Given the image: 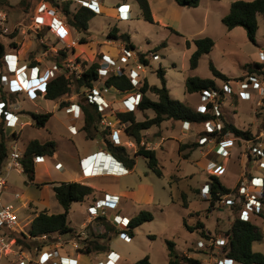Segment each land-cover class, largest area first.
Wrapping results in <instances>:
<instances>
[{"label":"rangeland","instance_id":"374dc122","mask_svg":"<svg viewBox=\"0 0 264 264\" xmlns=\"http://www.w3.org/2000/svg\"><path fill=\"white\" fill-rule=\"evenodd\" d=\"M42 1L49 3V0H0V8L8 14L6 25L9 27V33L0 35V41L5 43L6 48L12 46V43L23 46L22 55L25 58L32 61L39 58L41 59L40 62L50 67L58 59L57 50L63 48L65 43L61 42L59 37L54 32H50L45 25H41L37 31L32 28L33 15L40 8ZM105 1L110 6L118 3H121L118 8L124 6V0ZM232 1L201 0L197 7L179 6L177 4H175V7H171L174 0H162L161 2L159 0H149L151 11L155 12V21L150 22L144 18L137 0H130L129 2L134 4V14L131 19L120 20L112 18L111 14L107 16L97 14L89 22V31L86 35L88 39L85 42H80L83 33H78L70 26L71 36L67 35L64 40L70 42V40L75 39L76 44L67 48L68 56L65 59L61 58L60 64L65 69L64 62L68 61V57L80 60L79 68H82L83 61L87 63L101 61L99 57L102 53L98 52L99 47L93 41L100 40L102 42L107 39L108 27L116 25L121 31L129 33L131 41L137 49L135 54L138 57L140 53H147L149 66L139 69L142 81L147 77L151 85H161V79L157 72L161 66L165 70L166 86L171 96L185 102L194 109H202L200 94L198 92H186L187 77H213L210 68V62H212L216 68L231 78H238L243 76L247 63L260 60L258 52L261 48H264V13L258 16L259 28L255 35V42L249 38L245 28L236 26L229 30L223 24L222 17L229 11ZM80 5L83 4L75 0L70 4V8L75 11ZM48 8L49 11L54 13L55 9L49 6ZM160 8H162L161 12L159 11ZM59 10L60 15L66 21V16L62 14L61 9ZM157 12L161 14H156ZM47 21H49V14H41L39 22L46 23ZM61 32L63 31L61 30ZM203 36L212 37L216 43L210 52L200 58L198 66L191 69L190 56L195 49L193 39ZM187 41L190 42V45H187ZM107 43L114 44L113 51H117V48L124 46V42L121 41L120 43L111 39ZM52 47H56V50ZM122 54L123 52L119 49L117 64L125 66L123 67L124 71L129 73L130 67L135 65L134 58L127 60ZM217 80L218 84L221 85V80ZM237 82H232L234 85L233 93L219 96L223 116L238 127L252 130L257 134L256 139L247 142L243 138L234 136L230 139L231 143H228L234 145L235 155L231 158L229 166L225 170L226 173L221 180L224 185L235 190V192L233 191L234 197L232 196L235 202L229 204L219 199L213 205L210 204L208 186L206 190V181L209 180L208 171L212 174H218L222 172L223 167L217 162L218 160H215V165H211L214 162H209V159L214 160L213 158H215L212 151L213 144L220 141L214 138L213 141L201 143L200 139L206 137L202 135V124H182L178 121L169 120L163 126L150 128V133H144L143 135L145 144L150 146L148 148L157 146V156L163 175L158 176L154 173L148 166L146 159L139 155L136 158L133 172L109 179V182L121 191H130L131 189L137 191L139 184H144L147 186V192L138 191L137 197L139 200L136 201L137 203L131 198L122 197L116 209L106 210L107 216L119 213V215L127 214L132 217L141 210H148L153 215L152 220L146 221L136 228L133 237H128L124 232L116 233L112 231L110 239H99L106 244L109 242L111 249L122 254V261H118L117 264H133L145 255H149L151 261L155 264H168L170 257L168 240L175 243L177 252L195 257L201 260L202 264H238L224 257L223 245L219 244L217 239L224 237L236 214L241 213L245 208L244 200L247 198L244 194L240 195L239 192L242 185H247L250 193L258 192L255 194L259 195L260 198L264 195V186L254 187L250 184L251 178L256 176L255 173H261L258 169L260 164L254 153H252V147L259 146V143L264 145V96L261 99L259 92L254 91L252 99H243ZM37 84L38 86L32 89L34 92L31 90V94L29 92L30 95H28L34 97L35 101L27 99L25 93L22 92H17L18 94L10 100L12 102L17 99V102L23 108V113L26 114L23 121L27 122L26 120H29L23 127H21L19 121L15 123V128L19 133L17 143L24 150L32 139L55 142V156L46 157L45 163L37 167L38 174L36 173V181L47 180L51 185H54L67 177L54 166L57 157L70 160L71 157L76 155L78 147L80 149L88 145L94 147L98 142L97 139L99 140L101 136L93 140L91 138L86 139L82 133H78V135L76 133L75 136L67 128V123L71 121L65 113L68 105L62 106L61 102H76L80 94L89 92L88 88H78L77 84L74 83L69 94L56 100H44L42 98L44 93L43 83ZM95 85L99 86V83L96 82ZM110 93L118 97L123 96V93L112 89H110ZM73 98L75 99L73 100ZM83 99L87 100V97L83 96ZM113 106L112 114L118 112L119 109L117 102H114ZM45 111H53L54 114L45 126H36L30 112ZM145 115L152 116L153 112L150 110L144 112L136 110V117L139 120L144 119ZM81 116L83 115L81 114ZM11 128V126H7L5 130L8 145L14 142ZM163 137L164 139H162ZM193 142H198L199 146L195 149L186 147L183 151H179L180 143L191 144ZM186 154L188 156L184 158ZM250 172H253V175ZM262 182H264V178ZM7 183L9 190L24 193L26 201H32L39 210L47 209L49 212L63 210L52 187L30 183L24 173L19 174L16 171H11L7 176ZM261 191H263V195H261ZM148 194H150V198ZM183 194L186 196L187 205H185ZM90 200L92 199L72 204L68 219L75 230H80L81 223L88 215L87 207L92 202ZM3 201L4 203L13 204L19 222L24 225L27 231L30 221L34 217V207H29L28 204L23 206L19 198H15L6 192L3 195ZM262 213H264V204L256 207L253 212L254 215H261ZM185 218L191 226H194L198 220L203 221L206 231H209L213 239H206L197 229L190 230L187 228L184 224ZM104 228L102 220L87 223L86 228H84L86 232L85 236L83 235L84 238H80L76 233L72 236V239L74 238L81 243V241L83 242L82 239L95 238L93 236L102 233ZM116 229L120 231L121 228L119 229L116 226ZM262 232L264 235V229ZM64 236L68 238V234ZM81 245L76 250L80 247L83 248L82 243ZM70 247H72L71 244ZM12 248L18 250V246L15 244ZM254 248L255 251L264 253V236L261 241L255 242ZM108 252L107 250L88 254L83 253L85 254L83 256L84 262L85 264H95L99 261L107 263ZM29 256L38 258L35 252H29ZM13 258L14 255H1L0 264H16L15 261H12ZM214 258L216 259L214 260Z\"/></svg>","mask_w":264,"mask_h":264},{"label":"trees","instance_id":"16d2710c","mask_svg":"<svg viewBox=\"0 0 264 264\" xmlns=\"http://www.w3.org/2000/svg\"><path fill=\"white\" fill-rule=\"evenodd\" d=\"M23 1V0H21ZM52 1V0H50ZM144 18L150 22H154L153 14L151 11L149 0H137ZM179 6L197 7L200 4V0H174ZM72 1L66 2H53L58 9H61L67 18V23L73 29L79 33H83L80 38V42L87 41L86 35L89 31V21L97 14V12L91 7L80 5L75 11L71 10L70 4ZM264 13V0H233L230 3L229 11L223 15L222 22L227 29H232L236 26H241L246 29L249 38L255 42V35L259 28L258 16ZM109 39L119 40L124 42L127 48L136 50L134 44L131 41L130 35L127 32H120L117 26H113L107 33ZM195 49L190 56V67L195 69L200 58L211 51L216 41L210 36L197 37L193 39ZM12 47H17L15 43L11 44ZM187 45L190 42L187 41ZM6 51V45L0 41V70L3 71L2 57ZM139 52V51H138ZM58 59L55 62L60 64V59H65L68 56V52L64 48L57 50ZM147 53H140L139 59L141 62L148 64L149 60L146 58ZM32 64H38L37 60L31 62ZM100 61H92L87 63L83 61L82 73L80 77H77L75 73L66 75L65 73H59L56 76L50 78L44 85V97L50 100H56L69 94L72 91V85L77 84L78 88H92L101 76L98 68ZM210 68L213 77H198L189 76L186 78L185 89L188 93L198 92L199 94L204 91L217 90L220 96H225L224 84L228 82H234L243 80L247 75L252 72L264 75V61H252L246 64V69L243 76L238 78H231L227 74L220 71L215 65L210 62ZM158 75L161 79V85H151L147 78L143 81V85L138 89L141 93V100L135 110H122L115 112V118L125 123V130L129 138L136 144V152L130 154L125 146L115 145L113 140L108 137H103L104 145L109 149L117 158L122 160L128 168H132L135 165V157L138 155L143 156L150 169L158 176L163 175L161 166L159 165V159L157 151L154 148H148L143 142L144 132L149 130L153 126H161L162 123L174 120L183 123L190 124H204L206 121L217 120L221 124L220 128H217L213 132L202 131V135L207 137H213L217 141H222L226 134H232L235 137L251 140L256 137L255 132L249 129H242L235 125L232 121L224 118L222 108L220 115L216 116L213 111L212 103L207 104L206 109H194L185 102L174 99L168 87L166 86L165 70L160 66L158 68ZM221 80L222 84H218V80ZM105 85L108 87H115L121 91H130L136 89L126 74L113 73L105 79ZM18 93L4 91L3 98L6 103V108L10 100H12ZM86 94H80L78 100L75 102L79 105L84 115V122L82 129L85 131L87 138H95L97 135L104 134L106 129H102L100 119L102 117L101 111L98 110L95 102L89 98L82 101V97ZM218 100H220L218 98ZM72 102L62 101L61 105H69ZM136 110L140 112L152 111L153 115H145L144 119L139 120L136 117ZM34 120V123L38 127L45 126L46 122L53 115V111L45 112H30ZM6 122L3 119L0 120V168L5 166L7 157L9 155L8 140L5 136ZM15 132L12 133V136ZM256 139V138H255ZM199 146L198 142L180 143L179 151H183L186 147H192L195 149ZM56 152L55 142L52 140L40 141L39 139H32L26 145L23 150L21 162L23 165V173L26 175L28 181H33L35 178V157L36 156H52ZM187 154L184 158H187ZM208 192L210 193V204L213 205L215 201H218L222 196L233 193L235 190L227 187L223 184L219 175L208 173ZM53 191L59 204L63 210L61 212H49L47 209L40 210L33 218L27 233L11 231L10 236L15 238L17 244H20L22 248L30 250L36 246L41 247L42 242L33 237H39L43 234H49L51 236L55 234H74L75 229L70 225L68 215L73 202H79L84 200L87 196L93 194L95 189L80 181H60L53 185ZM183 196H185L183 194ZM185 205L186 196L184 198ZM261 203L264 204V195L260 198ZM264 216V214H261ZM153 215L148 210H141L136 215L130 218L129 227L126 230H117L116 227L111 224L106 218H100L96 221L104 222V231L100 234H96L95 238L82 239L83 248H79L81 253H91L100 251H110L109 242H101L103 239H110L111 232L116 233L124 232L128 237L135 236V229L146 221L152 220ZM184 224L190 230H199L200 234L206 239L211 238L209 231H206L203 221L198 220L194 226H191L186 218ZM101 239V240H99ZM222 243V251L224 257L231 259L241 264H264V253L261 251H255L252 247L255 241H261L263 239V232L256 225L251 218L245 220L242 219L239 214L234 217L230 228L225 232ZM169 248V261L168 264H202L201 260L189 256L184 253L177 252L175 243L168 240ZM133 264H155L151 261L149 255L138 259Z\"/></svg>","mask_w":264,"mask_h":264},{"label":"built area","instance_id":"2783aa9c","mask_svg":"<svg viewBox=\"0 0 264 264\" xmlns=\"http://www.w3.org/2000/svg\"><path fill=\"white\" fill-rule=\"evenodd\" d=\"M66 1H72L74 2L75 0H52L47 2L42 1V4L38 10H36V13L33 15V25L32 28L34 30H38L41 25H45V27L50 30L51 32H54L60 39L61 42L65 43V46H63L64 49L67 50L68 47L71 45L76 44V40L72 39L70 42H66L64 38L66 37L69 28L67 26L68 23L62 19L60 16H58L61 12L54 5L53 2H66ZM80 3H82L85 6L91 7L94 9L96 12L99 11L98 3L99 0H77ZM71 2V3H72ZM53 5H52V4ZM55 9L54 13L49 11L50 9L48 8ZM126 12H129V10H120V15L123 18L128 19L129 15L125 14ZM48 13L49 14V21L42 22L40 23V18L41 14ZM64 15V13H62ZM65 16V15H64ZM39 20V21H38ZM8 21V14L5 10L0 9V35L3 33H9V27L6 25ZM61 30L63 32H61ZM12 47V46H10ZM16 48V47H13ZM55 49V47H52ZM56 50V49H55ZM120 50L123 52L124 58H127L129 60L130 58H134L135 65L131 66L129 69V73L125 72L123 67L125 66H119L117 64L118 59H114L111 57H108L105 54H102L101 56V61H100V66L98 68L99 74L101 76L99 82V86L94 85L92 88H89V92L86 93V97L89 98L91 101L95 102L97 105V108L99 111L102 113V117L100 119V124L105 127V128H110V136L111 139L113 140V143L116 145H122L125 147H135L136 144L130 139V141L126 140H121V137L119 136V131L121 130L120 127V120L117 118H110L108 112L110 109V105L107 102H104L102 97H101V92L107 91L108 86L105 85V79L113 74H126V76L130 79V81L133 83L134 87L136 89H139L143 84H141L142 78L140 77L139 69L145 68L149 66L148 64H145L140 61L139 57L137 54H135L137 51L127 48L125 45L120 48ZM260 56L259 61H264V48H261L260 51L258 52ZM156 54L154 55V57ZM146 58L148 59L147 55ZM3 62V67L4 70H0V120L4 118L6 122V128L7 126L12 127V133L15 132L17 133V130L15 128V123L17 121H21L20 115L17 110V105L13 103H9L8 107L6 108V103L3 98V93L4 91H10V92H17L18 90H14L15 88H21L26 91H30V89L35 88L38 86L37 83H43V89L45 83L52 77L56 76L59 73H65L68 75V73H75L77 77L81 76L82 73V68H79V61L75 58H67L68 61L64 62V66L66 68H63V65H58L57 63H53L48 69H46L42 74L40 73V68L37 65H28V64H23L19 65V57L15 52H6L4 53L3 57L1 58ZM30 70L29 75H27V70ZM8 73H13L15 74V78L17 81L18 86H14L15 88H11V81L8 77ZM103 78V79H102ZM103 81V82H102ZM236 82V81H235ZM238 85L240 86V91L242 92V98L245 100H250L252 99V94L254 91H258L259 94L261 95V99L264 96V75L263 74H257L256 72H252L249 75H247L243 80H238ZM232 82H228L224 84V90H225V96L230 95L231 93L234 92V87H233ZM8 88V89H7ZM34 92V90H32ZM138 99L134 101L133 103H130L129 100L130 98H127L124 100V103L126 104L125 109L126 111L128 110H135L137 108V105L139 104L141 100V93L138 91ZM220 94L217 90L213 89L210 91H204L203 93L200 94V100L202 102V109L205 110L207 104L212 103L213 105V111L215 112L216 116L220 115L221 111V101L218 100ZM75 98H73L74 100ZM76 108L80 109L79 105L76 104L75 102L70 103L66 107V111L68 113H71V111H75L76 113ZM14 109V110H12ZM124 109V110H125ZM111 110V109H110ZM76 117L73 115L72 119H75ZM221 124L217 120H210L206 121L203 124L204 130L207 132H213L217 128H220ZM68 129L71 132L77 131V127L73 122H71L68 126ZM213 137H204L200 139L199 141L201 143H205L208 141H213ZM242 140V139H241ZM246 140V139H245ZM248 140H246L247 142ZM218 147L216 148V152L218 154H221L223 156H227L229 154V151L221 144L218 143ZM259 146H254L252 147V153H254L255 157L257 158L259 164L261 166H264V145L258 144ZM9 155L7 157L5 167L6 170L4 172L0 173V256L1 255H6V254H13L14 255V261L16 264H73L72 260L70 257L63 255L61 253V248L66 246V244L70 243L74 247H79L80 242L77 241L76 239H72L70 242L65 241L60 234H55L53 236L49 234H43L39 237H33V239H37L43 242V245L41 248H37L35 253L38 256V258H31L29 256L30 251H24L21 249V247H18V250L13 249V244L15 243V239L10 236L11 231H23L24 232V226L19 222L17 215H16V208L13 206L12 203H4L3 201V195L6 190L7 186V175L9 171L11 170H18L19 172L23 171V165L21 162V157L23 154V150L19 147L17 140L14 139V142L9 145ZM43 159V156L39 155L35 157V162L40 161ZM115 161V160H114ZM90 163V162H89ZM93 163V164H92ZM92 163L89 164L91 167H95V160L92 161ZM114 164H117L118 171L121 172H127V170L124 168L123 164L120 162H114ZM93 165V166H92ZM115 166V165H114ZM93 172V171H92ZM90 172L89 174H91ZM263 178L260 176H253L251 178L250 184L253 185L254 187L256 186H264V182H262ZM247 185H242L240 187V195L244 194L246 196V200H244V205L245 208L239 213V216L242 219H249L250 214L254 212L256 207H260L262 205L261 200L259 195L255 193H250L248 190ZM207 190V189H206ZM208 191V190H207ZM261 195H263V191L260 192ZM233 193L226 194L222 196L221 200L226 201V203L233 204L235 202V199L232 198ZM15 197H19V193H15ZM234 197V196H233ZM262 197V196H261ZM119 201V196L116 195H110V194H105L104 198L99 199L95 201L93 204L88 205L87 211L90 219L88 220L87 223H92L95 222L97 219L100 218H106L109 222H111L115 227H119L120 230H126L129 227L130 223V217H127L125 215H119V213H115L113 215V218H110L107 216V207L108 206H113L112 204L117 203ZM86 232L85 229L81 230L78 233V236L80 238H84L83 235L85 236ZM127 235V234H126ZM128 236V235H127ZM217 241L219 244L223 243L222 238H218ZM201 245L203 243L200 242ZM119 253H117L114 250H110L107 254V264H110V261L112 264H117L119 261ZM226 258V257H225ZM106 259V260H107ZM231 260V259H229ZM104 263V262H103ZM101 261L95 263V264H103Z\"/></svg>","mask_w":264,"mask_h":264},{"label":"crops","instance_id":"0c3cea01","mask_svg":"<svg viewBox=\"0 0 264 264\" xmlns=\"http://www.w3.org/2000/svg\"><path fill=\"white\" fill-rule=\"evenodd\" d=\"M129 1L130 0H124L123 1L124 6L118 8L121 3H118L117 5L110 6L109 4H106L105 3L106 2L105 0H99V3L97 4L98 7H99V11H97V14H100L101 16H107V15L111 14L112 18L114 17L116 19H120V20L122 19V20H124L126 18L121 17V15H120L119 12H120V10H129V12H126L125 14L129 15V18L128 19H131L133 17L132 15L134 14L133 13V11H134V6L133 5L134 4H132V2H129ZM161 1L162 0H159V2H161ZM175 4H176L175 1L172 2L171 7H175ZM138 6H140V5L138 4ZM161 10H162V8L159 9L160 12H161ZM141 11H142V9H141ZM152 14H153V18H154L155 12L153 11ZM156 14H161V13H158L157 12ZM162 15L163 16H166L165 14H162ZM58 16H60L62 18V16L60 14ZM62 19H64V18H62ZM67 27L69 28L70 26H67ZM111 27H113V26L108 27L107 33H108V31L110 30ZM120 32H123V31L120 30ZM107 33H106V37H107ZM67 35L71 36V30H70V28L68 30ZM67 35H66V37H67ZM108 40H110V39L107 37V39H104L102 42L100 40H97V41H93V43H96L97 46L99 47L97 49L99 53L105 54L108 57H111V58H114V59H118V50L120 49V47L116 49L117 51H113L114 50L113 49L114 44L112 45V44L107 43ZM111 40H114V39H111ZM116 41H119V40H116ZM119 42L121 43V41H119ZM22 48H23V46H17L16 48H13V47H10L9 46L8 48H6V52H15L18 55V57H19V65H23V64H28L29 66L30 65L31 66L32 65H37L40 68V71H41L40 73L41 74L46 69L49 68V67L45 66L42 62H40L41 59H39V58H36L37 61L39 62L38 64H32L31 63L32 60H30L28 58H25V56L22 55ZM55 49H56V47H55ZM102 54H101V56H102ZM101 56L99 57V60L101 59ZM26 72H27V75H29L30 70L28 69ZM8 77H9V79L11 81V83H10L11 84L10 89L11 88L14 89L15 88L14 86H18L17 81H16V78H15V74L8 73ZM110 89L116 90L118 92L123 93V96L122 97H118L115 94L110 93ZM14 90H18L17 91L18 93H20V92L25 93L26 98L29 99L30 101H35L36 100L32 96L31 97L28 96V95L31 94V90L32 89H30V91L29 90L26 91V90H23V89L17 87ZM29 92H30V94H29ZM32 94H34V93H32ZM137 94H138V89H133V90H130V91H121V90L116 89L115 87H108V90L107 91H104L103 90L101 92V97H102V99H103L104 102H107L110 105L111 110L109 109L108 114H109L110 118H113L114 119L115 118V115H114V113L112 114V110H113V107H114L113 106V103L114 102H117V104H119L118 111L124 110L125 109V106H126V104L124 103V100L131 97V99L129 100V102L130 103H133L134 101H136L138 99V95ZM42 95H43L42 98L44 100H50V99H46L44 97V93ZM42 95H40V96H42ZM82 101H84L83 97H82ZM10 103H13V104L17 105L16 106L17 107V110H15V111L19 113L20 119H21L20 125H21V127H23L25 125V123L27 124L29 122V120H26L27 122L23 121V118H25V116H26V114L23 113V111H22L23 108L17 102V99H16V101H12V102L10 101ZM12 110H14V109H12ZM25 110H28V109H25ZM65 113L68 115L69 119L71 120L69 123H67V128H68L69 124L71 122H73V121H74V123H75V125L77 127V131H75V132H71L70 130L69 131L73 135H75V136H76V133H77V135H78V133H82L86 139H90V138H87L86 137L85 131L82 129L83 122H84V115H83L82 110L76 108V113H75V111H71V113H68L67 111H65ZM53 114H54V112H53ZM81 114L83 116H81ZM73 115L76 117L75 119H72L73 118ZM164 123H162L161 126H163ZM101 127H102V129H106L105 130L106 132L101 135V137H100L99 140L97 139V137L99 135H97L95 137L98 142H97L96 145H94V147H92V146L90 147L89 145L86 146V147H83L81 149L78 147L77 148L76 155L74 157H71L72 160L71 159L70 160H67L65 158H64L65 159L64 160V159H61V158L57 157V159L54 162V166L57 167V170L61 174H65L67 176L66 179L65 180H62V181H80L82 183H85V184H88V185L92 186L95 189V191L93 192V194L87 196L84 200H86V199H92L90 201H92L94 203L95 201L104 198V195L106 193L107 194H110V195L119 196V201L117 203L112 204L113 206H108L107 207V209L112 210V209H116L117 208L118 203L121 201V198L122 197L131 198L135 202L138 201L139 200V198L137 197L138 191L139 190L140 191L143 190V192L146 193L147 192V190H146L147 186H145L144 184H139V186H138L139 189L137 191L134 190V189H131L130 191H121L119 188L115 187L113 185V183L109 182V179L111 177H119V176H122L124 174H128V173L133 172V170L135 168V165H136V162H135V165L132 168H128V166L122 160H120L119 158H117V156H115L109 149H107L105 147V145H104L103 137L106 136L109 139L111 138V136H110V128H105L102 125H101ZM120 127H121V130L119 131V136L121 137V140L130 141V138H129L128 134L126 133V130H125V123H123V122L120 121ZM156 127H158V126H156ZM144 133H146V134L147 133H150V130H147ZM18 134L19 133L17 131V133L15 135H13V138L12 139H16L17 140V138L19 136ZM122 136H123V138H122ZM225 136L226 137H224V140L220 141L219 143H221L228 151H230L229 154L227 156L218 155L216 153L215 149L218 147L219 144L218 143H215V144H213V148H212V151H213V154H214L215 158H213L214 160L209 159V162H211V163L214 162V164L212 163L211 165H215V160H218L217 162L219 164H221V166L223 167L222 172L216 174V175H219V177L221 179H222V176L226 173L225 170L228 168L231 158L235 155L234 145L233 144L232 145H229L228 144V143H231L230 139H232L234 136L232 134H226ZM93 139H91V140H93ZM162 139H164V137ZM143 142H145V138L144 137H143ZM207 144L208 145H212L210 143H207ZM158 145H160V144H158ZM147 147H150V146L147 145ZM156 147L157 146H155L153 148L156 149V151H157V148ZM227 147H230V148L228 149ZM126 149L129 151L130 154H134L136 152V146L135 147L134 146L133 147H129L128 146V147H126ZM54 156H55V153L52 156H46L45 155V156H43V159L42 160L35 162V178H34V180L32 182L29 181L30 183H37L40 186L41 185H44V186H50V187L53 188V185H51V183H49L47 180H44V181H41V182L38 181V180L36 181V173L38 174L37 167L39 165H41L42 163H45L46 157H54ZM136 158L137 157H135V160H136ZM93 160H95V162H96L94 169H93V167H91V165L89 166V164L92 163ZM114 162H120V163H122L123 166H124V168L127 170V172L118 171L117 164H114ZM222 167H220V168H222ZM258 169L261 171V173L257 172V173H255V175L264 178V166H261L260 165V167ZM5 170H6V167L5 166L3 168H0V173L1 172H4ZM11 171H16L19 174L23 173V171L19 172L18 170H11ZM11 171H9L8 175L10 174ZM90 172H92V173L89 174ZM208 173H211V172L208 171ZM250 173L252 174L253 172H250ZM220 174H222V175H220ZM208 184H209V181L207 180L206 181V189H207ZM5 192L6 193H10L14 197H15V193H19V197L18 198L22 202V205L23 206H25L26 204H28L29 207H34V209H33L34 217L40 211L33 204L32 201H26V199L24 198V193L21 194L17 190H12V189L9 190L8 183H7ZM148 196H149V198L151 197L150 194H148ZM5 198H7V197H5ZM84 200H82V201H84ZM92 202H91V204H93ZM70 210H71V208H70ZM123 215L131 218V216H129L127 214H123ZM112 216L113 215H111L109 217L110 218H113ZM33 218H32V220H33ZM250 218L263 231V229H264V216L258 215V214L257 215L256 214L254 215L252 213V214H250ZM89 219H90V217H89V215H87L85 217V219L83 220V222L81 223L80 230H75V233L74 234L79 233L81 230H83L84 228H86L87 222H88ZM32 220L30 221V223L32 222ZM20 232H23V231H20ZM24 232L27 233V231L25 230V228H24ZM74 234H68V238H65V236H64L65 234H60V236L65 241H69L70 242L72 240V236ZM255 242H257V241H255ZM255 242L252 245V247H253L254 250H255V248H254L255 247ZM14 244L17 245L18 247H21V249H24V248H22V246L20 244H17L16 241H15ZM42 245H43V242H42ZM37 248H41V247L36 246V247L30 249L29 251L34 253ZM110 250H113V249L110 248ZM24 251H27V250L25 249ZM60 251H61V253L63 255H66V256L70 257L71 260H72V262H73V264H80L81 262H84L83 256L85 254L80 253L79 249L76 250V247H74V246L70 247V243L66 244V246H64L63 248H61ZM116 252L119 253V256H120L119 261L121 262L122 261V254L120 252H118V251H116ZM6 255H13V254L10 253V254H6ZM215 259L216 258H214V260ZM214 260H212V261H214ZM12 261L14 262V258H13ZM81 264H85V262L84 263H81ZM103 264H107V263H103ZM110 264H112V262ZM238 264H241V263H238Z\"/></svg>","mask_w":264,"mask_h":264},{"label":"water","instance_id":"95a60500","mask_svg":"<svg viewBox=\"0 0 264 264\" xmlns=\"http://www.w3.org/2000/svg\"><path fill=\"white\" fill-rule=\"evenodd\" d=\"M85 100V99H84Z\"/></svg>","mask_w":264,"mask_h":264}]
</instances>
